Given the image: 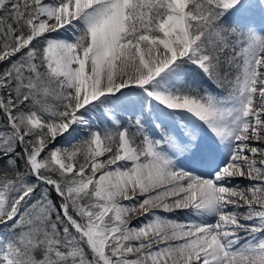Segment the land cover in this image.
<instances>
[{"label": "snow or ice", "instance_id": "snow-or-ice-1", "mask_svg": "<svg viewBox=\"0 0 264 264\" xmlns=\"http://www.w3.org/2000/svg\"><path fill=\"white\" fill-rule=\"evenodd\" d=\"M0 264H264V0H0Z\"/></svg>", "mask_w": 264, "mask_h": 264}, {"label": "bare ground", "instance_id": "bare-ground-1", "mask_svg": "<svg viewBox=\"0 0 264 264\" xmlns=\"http://www.w3.org/2000/svg\"><path fill=\"white\" fill-rule=\"evenodd\" d=\"M240 183H242V184H247V181H244V180H241L240 181ZM182 214L181 213H175V216H177V217H180ZM133 223L135 224L136 223V221H135V219L133 220Z\"/></svg>", "mask_w": 264, "mask_h": 264}]
</instances>
